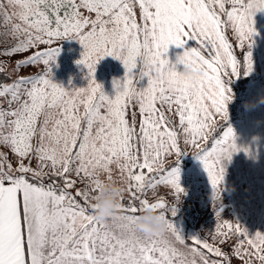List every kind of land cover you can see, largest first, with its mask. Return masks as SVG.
<instances>
[{
    "label": "snow or ice",
    "instance_id": "6c2138e0",
    "mask_svg": "<svg viewBox=\"0 0 264 264\" xmlns=\"http://www.w3.org/2000/svg\"><path fill=\"white\" fill-rule=\"evenodd\" d=\"M257 12L264 0H0V60L13 65L6 73L0 63V76L11 80L0 82V149L14 157L0 151V264H230L229 252L243 264H264V233L250 236L225 221L206 237L186 239L172 219L178 208L146 198L158 186L177 199L185 194L178 167L185 153L168 112L178 116L184 142L200 149L194 157L208 174L212 199L220 196L223 162L240 150L234 130L226 124L208 147L200 142L214 133L215 117L228 120L242 63L243 75L253 70ZM64 39L84 49L77 63L88 70L85 88L67 90L52 80ZM189 40L196 46L176 63L191 71L178 72L166 54ZM107 56L125 69L113 81V97L95 79ZM138 60L140 77L148 78L143 89L133 71ZM113 166L124 185L121 203L99 220L92 201L102 175L114 181ZM149 208L166 218L165 232L147 236L136 228Z\"/></svg>",
    "mask_w": 264,
    "mask_h": 264
},
{
    "label": "rangeland",
    "instance_id": "374dc122",
    "mask_svg": "<svg viewBox=\"0 0 264 264\" xmlns=\"http://www.w3.org/2000/svg\"><path fill=\"white\" fill-rule=\"evenodd\" d=\"M136 11H137V17L139 18L138 8L136 9ZM254 21H255V25H254L255 29L256 28L259 29V27L264 28V12H257V14L254 16ZM258 29H256V32L258 31ZM226 35L228 36L230 42L234 43V37L230 29L227 30ZM254 35L252 37L253 41H254ZM57 46H60V53L57 56L55 63L51 65L52 80L53 82L62 85L65 89L71 90L74 88L72 85L74 81L72 82V80L70 79L74 77L75 72L88 71L83 64L80 65L77 63V61L81 59L84 49L82 45L79 43V41L75 39H64L63 41H61L60 45ZM195 46H196L195 42L191 40L187 41L184 47L182 48L176 47L175 45L169 46V51L166 54V56L171 64L176 65V70L178 72H182L184 69V66L182 64L176 63L178 56L182 55L186 49ZM246 50L247 49H245V51ZM250 52L253 61V70L251 71V73L247 75H243V63H242L241 77H239L238 79H235L233 77V83H232L233 99L229 98L228 101L229 103L228 120L225 121L221 119L219 116L215 117V122L213 125L214 133L209 134L207 142L205 141L200 142L201 148L208 147L210 142L212 141L213 134L218 137L221 134L220 130H222L226 124L232 127L235 133V143L240 150L232 154V158L230 161L223 162V167L225 169L224 174L226 173V175L228 174L229 171L228 170L229 164H232V166L234 167L231 168L230 170L235 169V164H237L236 165L237 169H235L236 170L235 173H238L240 170H243V163H237L236 158L243 159L244 157L245 144L242 143L241 138L244 132L246 117L247 116L250 117V111H253L252 109H250V106L253 105L254 107L260 109V110H255L256 115L264 113V89L263 90L259 88L255 89L256 86L259 87V83L261 86V84L264 82V48L251 47ZM235 53L238 56V58H240L242 61L241 50L236 48ZM111 58H112L111 56L104 57L96 65V72H95L96 81L103 86V90L105 94L108 95L109 97H113L115 95L113 81L121 80L125 75V69L122 64L105 63L109 61V59ZM0 63H3L4 71L6 73L12 72L13 70L12 62L3 59L0 60ZM141 66H142L141 62L138 60L137 68L133 70L134 75L137 78L140 77ZM39 70L40 69L37 68V69H30L29 71L34 73V72H38ZM15 78L16 77L14 76L12 77V79ZM0 80L7 83L10 79L7 81L4 79V77L0 76ZM10 82L11 80L8 83ZM136 84L138 88L143 89L147 87L148 78L140 77L139 79L136 80ZM253 84L254 85L256 84L254 88H252L251 86ZM249 86L251 87L248 89L249 92L246 98L245 94ZM4 103L6 107V102ZM136 111H137L136 127L137 130H139V122L141 118L138 114V108L136 109ZM167 114L171 116L172 121H174L175 126L180 133L179 146L182 149V151L185 153V155L182 156L178 164V167L180 169V184L184 189L185 194H180L179 198L177 199L173 190L170 187L158 186L154 189H150L146 194V198L149 200L150 203L156 202V200L158 199H163L166 201L167 206L169 208L171 207L178 208L177 215L172 219L173 222L178 227L179 231L184 236V238L188 239L198 234L201 237H206L210 231L212 232L215 231L217 225L223 224L225 221H227L226 218L228 213L229 198H227L225 194L223 195V198H225L223 204H221V210L223 212L220 213L219 215H213V207L215 205L212 203V200H210L212 199L213 196L212 193L213 189L208 174L205 171L202 162L198 158L194 157L200 151V149L193 147L190 143L186 144L184 142L185 136L183 132L179 129L178 116L172 115L171 112H168ZM189 139H191V137H189ZM0 151H2V149H0ZM175 161H176L175 155L171 156L166 160L165 167H169L173 165ZM101 179L106 180V177L102 175ZM113 180L120 183V176L116 172L115 166H113ZM224 182L225 180H223L220 186L221 189L224 188ZM237 182H239V184H242L241 176L237 179ZM123 199L124 201L129 200V195L127 192L124 194ZM213 201L216 202V199ZM204 203L206 205H203ZM212 204L214 205L213 207ZM208 206L210 207L208 208V213H207L203 210H206ZM239 206L241 207V212L239 215L244 216V204L241 202ZM239 206H236V208H238ZM199 209L201 211H199ZM202 219L204 220L201 223ZM229 222L232 223L231 220ZM241 225H243V227L245 228L244 224ZM245 247H247V245H245ZM223 250L226 252L228 251L227 245L224 246ZM229 256L231 257L230 264H235V263L243 264V262L240 259L232 256L230 252H229ZM246 259L248 258L246 257Z\"/></svg>",
    "mask_w": 264,
    "mask_h": 264
},
{
    "label": "crops",
    "instance_id": "0c3cea01",
    "mask_svg": "<svg viewBox=\"0 0 264 264\" xmlns=\"http://www.w3.org/2000/svg\"><path fill=\"white\" fill-rule=\"evenodd\" d=\"M256 33L251 47L264 48V28L259 27ZM105 63L122 64L120 60L114 59L113 57ZM70 80H72V82L74 81L72 84L74 88H85L88 85V71L75 72L74 77ZM263 83L261 86L259 83V87H255L257 83L251 86L252 88L255 87V89L259 88L263 90ZM251 86L246 90V98L249 92L248 89ZM250 109L253 111H250V117H246L244 132L241 138L242 143L245 144L244 157L243 159L236 158L237 163H243V170L235 173L237 164H235V169L233 170H230L234 167L232 164H229L228 174H224V188L221 189L220 196L216 198V202L213 201V199L210 200H212V203L215 205L212 204V207L214 206L213 215H217L216 213L221 209V204H223L225 200V198H223L225 194L226 197L229 198L227 221L229 222L231 220L232 223L237 222L244 224L248 234L254 236L257 232L264 233V113L256 115L255 110L260 109L253 105L250 106ZM2 151L9 155L11 159H14V157H11V154L7 153V149H2ZM34 166L35 165H33V167ZM240 176L242 177V184L237 182ZM241 202L244 204V216L239 215L241 212V207L239 206ZM203 205L206 204L204 203ZM236 206L239 207L236 208ZM209 207L210 206L203 211L208 213ZM199 211L201 210L199 209ZM222 212L221 210L219 214ZM204 219L201 220V223ZM251 264H260V261L252 258Z\"/></svg>",
    "mask_w": 264,
    "mask_h": 264
},
{
    "label": "clouds",
    "instance_id": "9594fccd",
    "mask_svg": "<svg viewBox=\"0 0 264 264\" xmlns=\"http://www.w3.org/2000/svg\"><path fill=\"white\" fill-rule=\"evenodd\" d=\"M184 71L190 72L191 68H186ZM123 188L121 182L104 180L101 194L92 201L91 205L97 219L105 220L116 213L121 203ZM136 228L147 236L163 233L167 230V220L163 215L149 208L139 216Z\"/></svg>",
    "mask_w": 264,
    "mask_h": 264
},
{
    "label": "trees",
    "instance_id": "16d2710c",
    "mask_svg": "<svg viewBox=\"0 0 264 264\" xmlns=\"http://www.w3.org/2000/svg\"><path fill=\"white\" fill-rule=\"evenodd\" d=\"M0 82H3L2 80H0ZM45 183H47V179H45Z\"/></svg>",
    "mask_w": 264,
    "mask_h": 264
}]
</instances>
